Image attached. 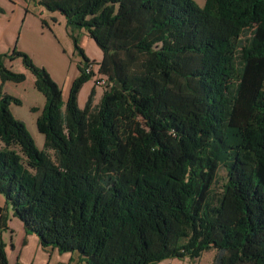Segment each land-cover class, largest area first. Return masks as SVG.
<instances>
[{
	"label": "trees",
	"instance_id": "16d2710c",
	"mask_svg": "<svg viewBox=\"0 0 264 264\" xmlns=\"http://www.w3.org/2000/svg\"><path fill=\"white\" fill-rule=\"evenodd\" d=\"M38 2L64 15L81 60L64 104L48 70L14 51L45 96V150L11 112L20 100L0 88V193L25 230L83 264L212 249L213 264H264V0ZM79 29L103 50L107 82L83 108L95 73ZM0 78L25 74L0 55ZM7 219L0 208V228ZM0 264H10L2 241Z\"/></svg>",
	"mask_w": 264,
	"mask_h": 264
},
{
	"label": "rangeland",
	"instance_id": "374dc122",
	"mask_svg": "<svg viewBox=\"0 0 264 264\" xmlns=\"http://www.w3.org/2000/svg\"><path fill=\"white\" fill-rule=\"evenodd\" d=\"M195 1L203 6L206 0ZM74 36L77 45L84 50L89 62L93 64L95 73L94 77L84 83L79 93V107L83 108L95 84L98 92L95 104L99 102L102 92L107 88L106 78L98 74L104 52L85 30H76ZM15 50L28 54L37 66L48 70L61 88L64 104L73 81L80 75L78 63L81 57L74 38L67 30L66 19L60 12L48 11L38 0H0V55L7 67L16 73L25 74V80L20 83L7 81L3 84L0 78V88L20 100V104L12 102L10 110L16 118L25 122L38 149L45 150V136L37 127V118L44 107L45 96L35 87V76L25 66L22 58L14 54ZM50 153L53 154L52 151ZM226 178V171L221 168L217 176V185L221 187ZM0 195L4 212L8 217V226L5 229L0 228V233L3 234V242H6L5 250L10 260L15 262L22 248L24 236L19 232L15 233L16 223L20 220L16 216L15 218L11 216L12 206L4 194ZM215 254L216 250L212 249L204 251L197 259L171 261H174L173 264H213Z\"/></svg>",
	"mask_w": 264,
	"mask_h": 264
},
{
	"label": "crops",
	"instance_id": "0c3cea01",
	"mask_svg": "<svg viewBox=\"0 0 264 264\" xmlns=\"http://www.w3.org/2000/svg\"><path fill=\"white\" fill-rule=\"evenodd\" d=\"M6 207H7V203H6ZM0 208H4L1 195H0ZM11 214H12L11 216L15 218L13 212ZM19 222L16 223L17 229L15 230V233L19 232L22 236H24V240L22 243V248L18 252L17 258H15L14 260L15 262L18 261L21 264H83L80 261V258L77 253H71V252L61 253L57 248L54 247L44 248L41 245L38 236L34 233H28L25 230L23 222L21 220ZM2 235L3 234L0 233V242L4 241ZM4 243L6 245V242ZM7 257L9 258L8 254ZM176 259L178 258L166 259L159 262L158 264H173L174 261L171 260H176ZM8 260L10 264L15 263L12 262L10 258ZM181 260L185 261L187 260V258Z\"/></svg>",
	"mask_w": 264,
	"mask_h": 264
},
{
	"label": "built area",
	"instance_id": "2783aa9c",
	"mask_svg": "<svg viewBox=\"0 0 264 264\" xmlns=\"http://www.w3.org/2000/svg\"><path fill=\"white\" fill-rule=\"evenodd\" d=\"M93 71V64L92 63H90V65H89V67L87 68V71L89 72V71Z\"/></svg>",
	"mask_w": 264,
	"mask_h": 264
}]
</instances>
